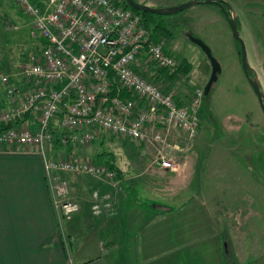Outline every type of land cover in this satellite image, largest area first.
<instances>
[{"label": "rangeland", "instance_id": "rangeland-1", "mask_svg": "<svg viewBox=\"0 0 264 264\" xmlns=\"http://www.w3.org/2000/svg\"><path fill=\"white\" fill-rule=\"evenodd\" d=\"M152 1L168 7L189 0ZM224 1L239 21L249 64L264 92V0ZM29 21L15 0H0V71L19 84L25 80L21 62L34 46L29 36ZM155 22L169 33L161 34L159 42L176 58L181 69L176 75L168 76L144 58L141 66L148 64V68L142 74L153 80V74L158 72L154 81L165 90L174 91L177 102L188 104L196 89H203L211 76L209 57L191 35L202 39L219 62L218 78L198 109L196 136H190L181 127L167 129L158 123L146 141L106 133L100 140L75 144L61 140L68 132L58 127L50 147H46V156L53 158L57 154L58 158L62 155L98 162V157L103 155L101 161L112 159L122 170L116 171L117 174H165L166 169L158 161L162 154H168L175 160V169L170 174H198L196 180H201L205 187L201 196L209 216L205 231H211L210 218L218 223L222 217L219 227L223 239L217 245L225 252L228 250V264H255L254 259L260 262L264 257V112L242 68L240 43L221 8L213 3L199 2L171 14H156L151 20L152 28ZM156 133H161L159 141L152 138ZM44 164L47 174L45 160ZM67 174L71 173L61 172L57 177H66L70 184ZM68 199L72 200L71 184ZM166 241L170 244L171 239L158 238V242ZM210 246L211 241L202 244L204 249ZM204 249L201 252L207 255ZM203 255L200 261L189 264H209L208 258H214V253L209 257ZM177 256L171 254L155 264H182ZM261 262L264 264V260Z\"/></svg>", "mask_w": 264, "mask_h": 264}, {"label": "built area", "instance_id": "built-area-1", "mask_svg": "<svg viewBox=\"0 0 264 264\" xmlns=\"http://www.w3.org/2000/svg\"><path fill=\"white\" fill-rule=\"evenodd\" d=\"M15 1L30 20L34 46L21 62L24 83L0 71V105L6 103L0 108V148L34 147L41 152L60 219L72 218L79 209L68 199L67 178L57 177L61 172L113 185L119 176L115 169L89 158H47L54 127L66 129L61 140L75 144L91 143L106 133L146 141L158 123L196 136L203 89H196L190 102L180 105L174 91L154 81L158 72L153 80L142 74L148 68L141 66L144 58L170 74L178 63L123 0ZM30 114L35 125L27 119ZM157 133L152 136L155 141L162 139ZM174 161L162 154L158 162L174 170Z\"/></svg>", "mask_w": 264, "mask_h": 264}, {"label": "crops", "instance_id": "crops-1", "mask_svg": "<svg viewBox=\"0 0 264 264\" xmlns=\"http://www.w3.org/2000/svg\"><path fill=\"white\" fill-rule=\"evenodd\" d=\"M27 119L35 125L33 114ZM169 171L118 174L116 185L67 174L79 209L72 218L60 219L41 152L34 147H1L0 264H155L171 254L189 264L200 261L202 244L210 241L204 250L214 258L207 263L228 264L219 245L222 217L218 223L210 218L211 231H205L209 216L202 206L205 187L196 180L198 174ZM261 260L264 257L254 262L263 264Z\"/></svg>", "mask_w": 264, "mask_h": 264}, {"label": "water", "instance_id": "water-1", "mask_svg": "<svg viewBox=\"0 0 264 264\" xmlns=\"http://www.w3.org/2000/svg\"><path fill=\"white\" fill-rule=\"evenodd\" d=\"M125 1L128 3V5H130L134 9H137L140 11H145V12H152V13L161 14V15L174 13L176 11L182 10L184 8L192 6V5L199 3V2L213 3V4L218 5L221 8L222 13L226 17V19L230 25L233 36L240 43L239 53L241 55L242 68H243L245 74L247 75L248 80H249L250 84L252 85L253 90L255 91V93L259 99V103L261 105V108L264 112V92L261 88V84H260V81L258 79V76L256 75L254 69L249 64L245 42L241 36L240 28L238 26L237 19L232 14L231 7L226 1H224V0H189V1L181 3L179 5H173V6H168V7H166V6H164V7L152 6V5H148L145 3H141L137 0H125ZM190 38L193 41H195L197 44H199L204 49V51L207 53V55L209 57L211 65H212L211 76L209 77L208 81L206 82V84L204 86V98L206 97V99H207L212 85L214 84V82L218 78V73L220 72V65H219V62L216 60V58L212 55L210 47L202 39H200L196 36H193V35H191ZM226 247H227V245L225 246V248ZM226 252L228 253L227 249H226ZM234 264H236V263H234Z\"/></svg>", "mask_w": 264, "mask_h": 264}, {"label": "trees", "instance_id": "trees-1", "mask_svg": "<svg viewBox=\"0 0 264 264\" xmlns=\"http://www.w3.org/2000/svg\"><path fill=\"white\" fill-rule=\"evenodd\" d=\"M34 1H37V0H34ZM123 4H124V6L131 8L133 11H135L136 13H139L141 15V17H142L144 23L146 24V26L149 29H151V31H152V38H153V40L159 42L160 41L159 38H160V35L161 34L162 35L163 34H169L167 31H163L164 28L159 23H156L155 22L156 24H154V27L153 28L151 27V20H153V17H155L156 13L145 12V11H140V10L134 9L133 7H131L130 5H128V3L125 0H123ZM237 22H238V26L240 28L238 19H237ZM180 69H181V66H178L177 69L174 72H172L171 74H169V71L167 69H161V70H163V72H165L164 73L165 75L174 76V75H176L178 73V71H180ZM11 80L13 81L12 78H11ZM114 91H115V89L113 90V92ZM123 94H124V96H127L128 95L125 90L123 91ZM179 104L182 105V103H179ZM5 105H6V103L3 102L0 105V108H1V106H5ZM56 128H58V127H54V134L56 132ZM102 157H103V155H101L100 157H98V160L99 159L100 160L97 163H102L103 162L106 165H108L110 168L115 169L118 173H121L122 172V170L118 167V165H116V163L112 159H105L104 161L103 160L101 161V158Z\"/></svg>", "mask_w": 264, "mask_h": 264}, {"label": "bare ground", "instance_id": "bare-ground-1", "mask_svg": "<svg viewBox=\"0 0 264 264\" xmlns=\"http://www.w3.org/2000/svg\"><path fill=\"white\" fill-rule=\"evenodd\" d=\"M203 99H204V88H203Z\"/></svg>", "mask_w": 264, "mask_h": 264}, {"label": "flooded vegetation", "instance_id": "flooded-vegetation-1", "mask_svg": "<svg viewBox=\"0 0 264 264\" xmlns=\"http://www.w3.org/2000/svg\"><path fill=\"white\" fill-rule=\"evenodd\" d=\"M232 264H234V263H232Z\"/></svg>", "mask_w": 264, "mask_h": 264}]
</instances>
